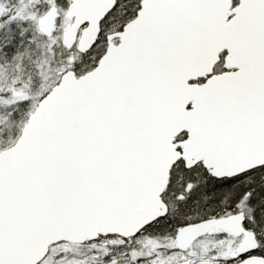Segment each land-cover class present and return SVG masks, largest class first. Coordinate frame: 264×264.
Here are the masks:
<instances>
[{
    "label": "snow or ice",
    "instance_id": "obj_1",
    "mask_svg": "<svg viewBox=\"0 0 264 264\" xmlns=\"http://www.w3.org/2000/svg\"><path fill=\"white\" fill-rule=\"evenodd\" d=\"M0 264H264V0H0Z\"/></svg>",
    "mask_w": 264,
    "mask_h": 264
}]
</instances>
